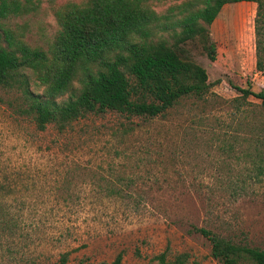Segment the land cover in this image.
I'll list each match as a JSON object with an SVG mask.
<instances>
[{
	"label": "rangeland",
	"instance_id": "rangeland-1",
	"mask_svg": "<svg viewBox=\"0 0 264 264\" xmlns=\"http://www.w3.org/2000/svg\"><path fill=\"white\" fill-rule=\"evenodd\" d=\"M29 11L2 19L32 47L47 48L54 11L86 0H20ZM151 0L157 14L181 2ZM255 3L221 6L208 26L209 60L197 40L186 51L206 72L202 98H182L162 118L87 114L59 131L35 127L19 91L0 88V212L15 223L0 229V264L110 262L221 264L204 228L264 249V109L236 87L264 89L254 67ZM28 87L42 86L25 71ZM237 264H250L242 261Z\"/></svg>",
	"mask_w": 264,
	"mask_h": 264
},
{
	"label": "trees",
	"instance_id": "trees-1",
	"mask_svg": "<svg viewBox=\"0 0 264 264\" xmlns=\"http://www.w3.org/2000/svg\"><path fill=\"white\" fill-rule=\"evenodd\" d=\"M151 0H86L54 11L57 31L46 49L32 47L1 20L29 11L20 0H0V88L19 91L37 129L52 124L59 131L87 114L117 112L127 118H162L184 97L202 98L208 90L205 70L186 51L197 40L209 60L215 49L208 26L225 3L254 2V67L264 72V0L183 1L157 14ZM29 71L42 93L28 87ZM240 98L253 96L264 109V89L236 87ZM15 223L0 212V229ZM205 237L210 256L221 264H264V249L193 228ZM118 252L108 263L120 264ZM183 254L174 264H183ZM167 264L163 253L154 256ZM62 252L54 264H66Z\"/></svg>",
	"mask_w": 264,
	"mask_h": 264
}]
</instances>
